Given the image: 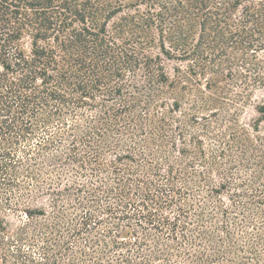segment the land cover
Wrapping results in <instances>:
<instances>
[{
  "label": "trees",
  "instance_id": "obj_1",
  "mask_svg": "<svg viewBox=\"0 0 264 264\" xmlns=\"http://www.w3.org/2000/svg\"><path fill=\"white\" fill-rule=\"evenodd\" d=\"M259 89L264 0H0V264H264Z\"/></svg>",
  "mask_w": 264,
  "mask_h": 264
},
{
  "label": "rangeland",
  "instance_id": "obj_2",
  "mask_svg": "<svg viewBox=\"0 0 264 264\" xmlns=\"http://www.w3.org/2000/svg\"><path fill=\"white\" fill-rule=\"evenodd\" d=\"M127 2H135L138 0H126ZM31 43L32 39L29 36H25L23 41L21 42V47L24 49L26 52H29L31 49ZM167 71L172 75L173 74V68L179 65H182L181 63L175 62V61H166L165 62ZM236 91H240V89H236ZM259 105H264V89H259L255 92L253 99L251 102H248L247 104H244L241 109L242 112L240 114V120L243 125L245 123H251L255 120H257L260 115L256 110V107ZM38 138L33 140L31 142V146H35L36 143H38ZM19 183L21 185L26 186V190L30 189V191H35L33 192V197L34 198H28L27 200H21L19 198L18 190L16 191V195L12 196V201L13 203H19V210L16 211L15 209L11 208H4L3 207V201L4 198L1 196L0 197V205L2 207V215L9 223V226H11L12 229H14L17 225H21L26 219H25V210L29 209L32 211H52V208L50 207V203L52 198L48 196H42V194H37L36 195V190L32 187H30L34 182H28L26 178H19ZM28 184H31L28 186ZM44 189H47V186H44ZM57 189V188H56ZM25 190V191H26ZM22 191V190H21ZM24 191V192H25Z\"/></svg>",
  "mask_w": 264,
  "mask_h": 264
}]
</instances>
